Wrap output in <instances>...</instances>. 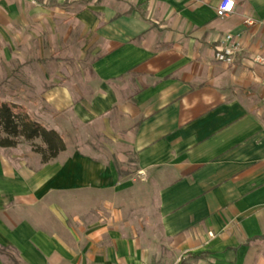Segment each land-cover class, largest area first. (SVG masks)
<instances>
[{
    "label": "crops",
    "instance_id": "crops-1",
    "mask_svg": "<svg viewBox=\"0 0 264 264\" xmlns=\"http://www.w3.org/2000/svg\"><path fill=\"white\" fill-rule=\"evenodd\" d=\"M220 1L0 0L93 74L26 93L65 150H0V264H264V0Z\"/></svg>",
    "mask_w": 264,
    "mask_h": 264
},
{
    "label": "rangeland",
    "instance_id": "rangeland-1",
    "mask_svg": "<svg viewBox=\"0 0 264 264\" xmlns=\"http://www.w3.org/2000/svg\"><path fill=\"white\" fill-rule=\"evenodd\" d=\"M62 6L65 7L66 3ZM21 9L25 7L22 6ZM13 14L6 9L0 11V103L23 105L32 102L33 98L29 99L26 93H34L36 89H40L45 74L65 76L68 74L69 83L84 93L86 83L93 79L88 59L83 60L81 50L77 53L76 50L67 47L65 42L64 48L55 49L52 47L54 42L51 40L49 30L43 32L38 30L41 29V25L57 24V19L46 23L38 18H18ZM74 131L79 136L75 140L82 141L83 128L78 126ZM16 141L15 147L0 150L22 154L36 153L35 147L41 145L40 139L29 142L18 138ZM69 141H73V137ZM100 142L101 138L98 137L97 145ZM131 161L135 163L134 159ZM126 171L128 174H136L135 165L128 166ZM161 260L162 258L159 259L160 264ZM163 260L169 264L175 261L173 257Z\"/></svg>",
    "mask_w": 264,
    "mask_h": 264
},
{
    "label": "trees",
    "instance_id": "trees-1",
    "mask_svg": "<svg viewBox=\"0 0 264 264\" xmlns=\"http://www.w3.org/2000/svg\"><path fill=\"white\" fill-rule=\"evenodd\" d=\"M25 141L41 140L35 152L42 156V162L48 163L65 150L61 136L55 131H49L33 120L26 109L10 102L0 103V148H12L17 145V139ZM0 253H5L0 249ZM11 264H20L15 257L9 255Z\"/></svg>",
    "mask_w": 264,
    "mask_h": 264
},
{
    "label": "built area",
    "instance_id": "built-area-1",
    "mask_svg": "<svg viewBox=\"0 0 264 264\" xmlns=\"http://www.w3.org/2000/svg\"><path fill=\"white\" fill-rule=\"evenodd\" d=\"M236 11L235 0H221L217 7V16L219 18H226L234 14ZM243 51L239 44L234 43V36L227 34L223 40V46L217 51L216 58L218 61L224 62L228 65H233L236 58ZM260 61V59H255ZM262 62V61H261Z\"/></svg>",
    "mask_w": 264,
    "mask_h": 264
}]
</instances>
